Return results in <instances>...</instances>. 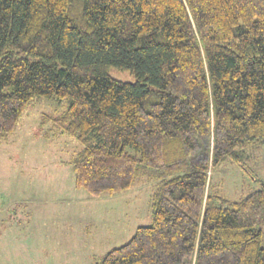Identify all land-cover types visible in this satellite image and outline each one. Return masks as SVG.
<instances>
[{
  "label": "trees",
  "instance_id": "1",
  "mask_svg": "<svg viewBox=\"0 0 264 264\" xmlns=\"http://www.w3.org/2000/svg\"><path fill=\"white\" fill-rule=\"evenodd\" d=\"M43 96L68 100L41 123L81 145L76 189L156 181L151 223L96 264H264V182H212L227 161L258 181L240 160L264 144V0H0V139Z\"/></svg>",
  "mask_w": 264,
  "mask_h": 264
},
{
  "label": "rangeland",
  "instance_id": "2",
  "mask_svg": "<svg viewBox=\"0 0 264 264\" xmlns=\"http://www.w3.org/2000/svg\"><path fill=\"white\" fill-rule=\"evenodd\" d=\"M108 75L135 80L115 67ZM67 103L33 97L15 130L0 139V264H96L139 225L151 223L154 180L141 176L130 189L99 197L75 188L70 159L81 145L41 123L44 114H60ZM240 161L258 181L229 161L212 172L219 193L231 200L264 182V144L249 145ZM260 228L264 247V224Z\"/></svg>",
  "mask_w": 264,
  "mask_h": 264
}]
</instances>
